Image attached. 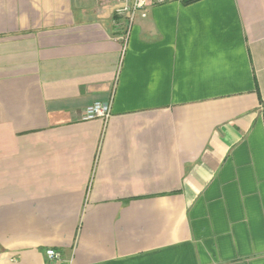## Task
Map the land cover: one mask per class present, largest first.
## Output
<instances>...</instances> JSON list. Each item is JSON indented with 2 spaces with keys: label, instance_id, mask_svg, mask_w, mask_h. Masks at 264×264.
<instances>
[{
  "label": "crops",
  "instance_id": "1",
  "mask_svg": "<svg viewBox=\"0 0 264 264\" xmlns=\"http://www.w3.org/2000/svg\"><path fill=\"white\" fill-rule=\"evenodd\" d=\"M116 7L0 0V264H264V0Z\"/></svg>",
  "mask_w": 264,
  "mask_h": 264
},
{
  "label": "built area",
  "instance_id": "2",
  "mask_svg": "<svg viewBox=\"0 0 264 264\" xmlns=\"http://www.w3.org/2000/svg\"><path fill=\"white\" fill-rule=\"evenodd\" d=\"M116 4L115 15L126 20L128 30L132 27L137 17L145 19L147 9L154 4H163L170 1L184 0H112ZM84 120L101 119L106 121L110 117V109L107 104H95L87 108L83 114ZM46 259L52 264L60 262L62 255L59 251L49 249L45 251Z\"/></svg>",
  "mask_w": 264,
  "mask_h": 264
}]
</instances>
